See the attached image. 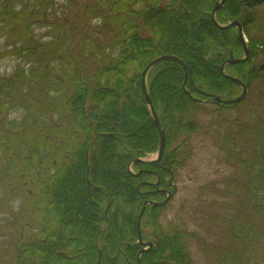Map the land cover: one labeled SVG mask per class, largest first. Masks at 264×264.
Instances as JSON below:
<instances>
[{
  "label": "trees",
  "instance_id": "1",
  "mask_svg": "<svg viewBox=\"0 0 264 264\" xmlns=\"http://www.w3.org/2000/svg\"><path fill=\"white\" fill-rule=\"evenodd\" d=\"M217 1L64 0L59 9L58 0H0V62H16L10 76L0 75V264L137 263V220L148 199L137 187L151 175L135 176L129 165L159 147L141 76L164 55L188 74L185 90L184 70L173 62L147 78L165 136L174 126L165 149L182 141L188 150V138L213 131L234 170L216 191L229 233L214 260L264 264V0H225L215 17L220 25L239 21L248 42L247 62L225 68L247 95L218 106L240 108L243 117L203 127L201 107L186 93L241 92L220 73L229 51L240 58L242 48L234 28L213 23ZM13 113L21 119L9 120ZM175 157L162 156L169 176L179 170ZM161 210L146 213L161 244L141 264H190L182 236L159 230Z\"/></svg>",
  "mask_w": 264,
  "mask_h": 264
},
{
  "label": "rangeland",
  "instance_id": "2",
  "mask_svg": "<svg viewBox=\"0 0 264 264\" xmlns=\"http://www.w3.org/2000/svg\"><path fill=\"white\" fill-rule=\"evenodd\" d=\"M58 1L59 9L65 6L66 3H64V0ZM259 11L260 15L264 17V5L259 8ZM37 34L38 37L44 36L45 31L39 30ZM239 56L241 57L240 54ZM15 67L16 62L10 58L2 60L0 62V75L10 76ZM196 89L194 87L193 91L197 92ZM197 90L200 91L199 89ZM240 93V91H237L234 97H238ZM187 96L191 101H194L193 99L198 101L199 98L191 96L192 99L188 93ZM199 106L201 107L202 116L197 121L203 127L211 123L220 124L226 121L230 123L237 119L238 116H241L240 108L226 111L225 109L219 108L218 105L203 102L199 103ZM21 117V113H13L9 114L8 119L20 120ZM173 127L168 129V137L165 136V141L168 138L171 140V135L174 136ZM185 140H187V137ZM187 141H189L188 150L185 149V143L182 141L168 144L169 147L165 149V154L163 155L164 160L168 156H179L177 158L175 157L176 159L172 164L179 167L177 173L174 172L172 174L173 183L177 185V189L174 197L162 208L160 214H158L157 223L162 233H170L172 235L177 233V235L182 236L181 238L184 240L190 264H216L213 255L221 254L222 250L220 249L227 247L228 242L226 238L228 239L229 233V228H225L224 225L219 223L221 222L219 218L221 212L217 209V206H220L224 200L216 196V191L222 188L225 180L229 181L233 177L234 170L225 163V155L221 152L218 139L215 137L213 131H201L192 135ZM157 166H160L157 174L162 177L161 187L170 188L171 181L169 179V173L167 172L170 164L166 165L163 161L162 164L160 163ZM131 171L138 173V169L132 166ZM155 181V177L152 176L142 179L140 184L142 182H149V184L147 183L139 188V190L143 191L141 192L142 196L148 194L147 191L151 190L150 184H155ZM153 197H155L153 200L156 199V201H161L164 198L159 194ZM150 198L151 196L148 197V199ZM148 210L149 207L144 212L141 229V236L145 241L151 240L153 230L157 229L153 226V222L150 223L147 218L146 213ZM144 253L140 258H142ZM165 262H168L166 264H170L167 260Z\"/></svg>",
  "mask_w": 264,
  "mask_h": 264
},
{
  "label": "water",
  "instance_id": "3",
  "mask_svg": "<svg viewBox=\"0 0 264 264\" xmlns=\"http://www.w3.org/2000/svg\"><path fill=\"white\" fill-rule=\"evenodd\" d=\"M224 2H225V0H220L219 2H217L214 5V7L212 9V12H211V19H212L213 23L215 24V26L218 27L221 30H227L229 28L236 29L237 40H238V42L240 43V45L242 47L243 56L241 58L237 59L230 52L229 53V58L220 67V73L227 80H229L230 82L236 84L241 89V94L238 97H236L234 99H230V100L223 99L222 97L217 96V95H206V96L209 97V99L204 101V103H206V104H217V105H223V106H231V105H236V104L242 102L245 99V97L247 95V87L238 78L231 77V76L225 74L224 70H225L226 66L239 65V64H243V63L247 62V60L249 59V50H248L246 38H245L244 33H243L242 26L240 25V23L238 21H233V22L227 23L225 26H222V25H220L219 23L216 22L215 15L218 12V10H220L223 7ZM164 62H173V63H176L179 66H181L182 69L185 72V82L187 80V67H186V65L180 59H178L177 57L170 56V55H164V56H161V57H158V58L154 59L143 70V73H142V76H141V89H142V93L144 95L146 106H147V108H148V110L150 112L153 124H154V126H155V128H156V130H157V132L159 134V147H158L157 152L154 155L151 156L150 160L136 159L133 163H142V164H146V165L157 164V163H159L161 161L162 155L164 153V149H165V132H164L163 126L161 124L160 118L156 114L155 109L153 107V104H152V101H151V98H150V94H149V90H148V85H147V77H148L150 71L152 69H154L156 66H158L159 64L164 63ZM196 91L199 94L203 95V93L198 91L197 89H196ZM188 94L190 95V93H188ZM133 163H131V165ZM143 185H145V183L140 184L137 189L139 190V188L141 186H143ZM172 188H173L172 193L167 192V198L163 202L156 203V202H153V201H146V202H144V204L142 206V209H141V211L139 213L138 221H137L138 243L142 246V249H141V251L139 252V255H138V261H139L140 256L144 252L150 250L153 247L152 243L142 242L141 222H142V218H143L144 212L149 206L164 207L172 199V197L176 193V186L173 185ZM155 246L158 247V244H155ZM146 247H147V249H146Z\"/></svg>",
  "mask_w": 264,
  "mask_h": 264
},
{
  "label": "flooded vegetation",
  "instance_id": "4",
  "mask_svg": "<svg viewBox=\"0 0 264 264\" xmlns=\"http://www.w3.org/2000/svg\"><path fill=\"white\" fill-rule=\"evenodd\" d=\"M201 96V95H200ZM202 97V96H201ZM198 99H200V100H203V98H198ZM158 168H160V166L158 167ZM158 170H153L152 172H157ZM153 177V176H152ZM159 184H158V187H150L151 188V190L150 191H147L148 192V194L146 195L147 197H149V196H151V197H153L154 195H156V194H159V195H162L164 198H165V194L164 193H162V192H159V191H166V190H169L170 188H162L161 187V177H160V175H159ZM146 193V192H145ZM144 197V196H143ZM163 198V199H164ZM144 242H148V243H152L153 244V247L148 251V252H150V251H152L153 249H155L156 248V246H155V244H158V247H160V244H161V240L159 239V237H158V235H156L155 234V231L153 230V232H152V237H151V240H144ZM141 250V247L139 246V251ZM138 251V252H139ZM148 252H145L144 254H146V253H148ZM141 259V258H140ZM139 259V261H138V257H137V263L136 264H141V260Z\"/></svg>",
  "mask_w": 264,
  "mask_h": 264
},
{
  "label": "bare ground",
  "instance_id": "5",
  "mask_svg": "<svg viewBox=\"0 0 264 264\" xmlns=\"http://www.w3.org/2000/svg\"><path fill=\"white\" fill-rule=\"evenodd\" d=\"M247 46H248V42H247ZM249 50V49H248ZM242 56H243V53H242ZM161 57V56H160ZM249 57H250V54H249ZM158 58V57H157ZM156 59V58H155ZM226 100H230V99H226ZM170 252V251H169Z\"/></svg>",
  "mask_w": 264,
  "mask_h": 264
}]
</instances>
